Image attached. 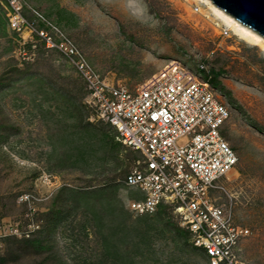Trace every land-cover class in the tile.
Masks as SVG:
<instances>
[{"label":"rangeland","instance_id":"1","mask_svg":"<svg viewBox=\"0 0 264 264\" xmlns=\"http://www.w3.org/2000/svg\"><path fill=\"white\" fill-rule=\"evenodd\" d=\"M23 1L112 85L139 88L168 66L217 77L211 85L231 110L226 136L240 157L218 196L250 229L244 260L264 264V47L209 0ZM19 46L0 3V221L32 209L41 221L33 237L0 244V264H213L169 211L130 212L137 193L123 181L136 156L114 129L89 121L73 65L56 51L24 60Z\"/></svg>","mask_w":264,"mask_h":264},{"label":"built area","instance_id":"2","mask_svg":"<svg viewBox=\"0 0 264 264\" xmlns=\"http://www.w3.org/2000/svg\"><path fill=\"white\" fill-rule=\"evenodd\" d=\"M0 3L19 38L20 56L63 55L84 83L89 121L114 129L118 142L136 156L123 181L137 193L128 201L130 212L151 215L165 207L213 264H249L242 251L250 229L218 196L224 181L237 172L240 157L226 136L231 110L210 79L168 66L139 88L112 85L57 24L23 0ZM27 8L34 15L27 16ZM35 212L0 221V244L33 237L41 228Z\"/></svg>","mask_w":264,"mask_h":264},{"label":"water","instance_id":"3","mask_svg":"<svg viewBox=\"0 0 264 264\" xmlns=\"http://www.w3.org/2000/svg\"><path fill=\"white\" fill-rule=\"evenodd\" d=\"M264 38V0H209Z\"/></svg>","mask_w":264,"mask_h":264},{"label":"bare ground","instance_id":"4","mask_svg":"<svg viewBox=\"0 0 264 264\" xmlns=\"http://www.w3.org/2000/svg\"><path fill=\"white\" fill-rule=\"evenodd\" d=\"M209 2V1H208ZM212 4V3H211ZM212 6L216 9V12L224 18L227 24L231 25L232 27L239 28L241 30L242 35L252 43L261 44L264 47V38L254 32L252 29L240 25L236 20H234L231 16L226 14L224 11L218 9L213 4Z\"/></svg>","mask_w":264,"mask_h":264},{"label":"trees","instance_id":"5","mask_svg":"<svg viewBox=\"0 0 264 264\" xmlns=\"http://www.w3.org/2000/svg\"><path fill=\"white\" fill-rule=\"evenodd\" d=\"M216 79H217V77L210 79L211 84H212V83H213V84L217 83ZM165 211H168V210H167L165 207H163V208L160 209V211H159L158 213H160V212H165ZM180 229H181V228H180ZM181 230H182V235L187 236L188 239H189V235H188V233H187L186 231H184L183 229H181ZM194 248H195V247H194ZM195 249H197V248H195ZM197 250H199V249H197ZM201 252H202V251H201ZM202 253H203V252H202Z\"/></svg>","mask_w":264,"mask_h":264}]
</instances>
